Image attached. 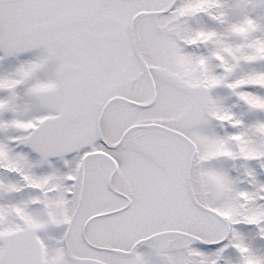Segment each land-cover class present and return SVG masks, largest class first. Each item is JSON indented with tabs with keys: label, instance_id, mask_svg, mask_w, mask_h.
<instances>
[{
	"label": "snow or ice",
	"instance_id": "snow-or-ice-1",
	"mask_svg": "<svg viewBox=\"0 0 264 264\" xmlns=\"http://www.w3.org/2000/svg\"><path fill=\"white\" fill-rule=\"evenodd\" d=\"M0 264H264V0H0Z\"/></svg>",
	"mask_w": 264,
	"mask_h": 264
}]
</instances>
